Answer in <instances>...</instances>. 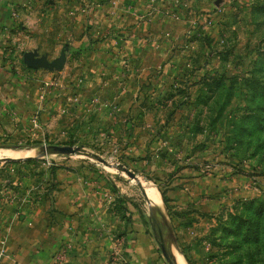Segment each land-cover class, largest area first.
Masks as SVG:
<instances>
[{"label": "rangeland", "instance_id": "obj_1", "mask_svg": "<svg viewBox=\"0 0 264 264\" xmlns=\"http://www.w3.org/2000/svg\"><path fill=\"white\" fill-rule=\"evenodd\" d=\"M23 1L20 31L27 39L17 42L18 55L37 47L52 60L71 45L83 46L86 33L104 31L90 11L101 0ZM179 4L178 20L166 21L179 29L173 70H161L164 78L155 70L159 78L152 82L148 75L150 84L134 88L137 80L125 82L122 72L94 70L82 82L76 70H24L30 75L23 84L0 90L14 116L0 127V148L35 152L0 160L2 194L23 211V204L41 203L58 189L57 169L73 168L80 175L76 187L91 188L87 201L102 206L90 220L92 233L76 234L78 248L63 230L48 264H169L162 241L188 264H264L262 242L246 240L245 224L228 229L251 217L245 202H264V0ZM33 76L45 83H32ZM95 76L104 82L98 85ZM49 145L82 152H44ZM150 184L161 205L149 200ZM1 240L0 262L6 257Z\"/></svg>", "mask_w": 264, "mask_h": 264}, {"label": "crops", "instance_id": "obj_2", "mask_svg": "<svg viewBox=\"0 0 264 264\" xmlns=\"http://www.w3.org/2000/svg\"><path fill=\"white\" fill-rule=\"evenodd\" d=\"M94 3L96 6L90 10L91 15L97 13V21L105 32L100 36L86 33L80 38V43L87 42V49L74 52V49L81 45L74 44L70 46L71 49L61 50L52 60L37 47L28 49L27 52H36L35 58L46 57L48 61L60 64L54 68H33L25 62L27 52L18 55L16 45L20 39L27 36V33L20 31L21 27H25L23 23L27 2L0 0V90L10 85L23 84V76L30 75V72L24 70H76L82 82L86 80V76H89L88 79L93 78L90 72L93 73L94 70L97 75H116L122 72L120 75L125 82L137 80L134 88L147 81L148 75L152 82L159 78L155 76V70L159 73L161 70H173L172 50L175 44L174 36L179 28L168 27L166 21L178 20L175 18V10L182 11L179 0H101L100 3ZM122 11L126 12V16H123ZM156 27H160V30ZM6 43H14L15 49L4 48ZM20 49H23L22 46ZM13 70H23L25 74L20 71L12 72ZM163 72L160 73L161 78H164ZM32 78V83H45V80H37L34 76ZM95 78L97 84L99 80L104 82L98 76ZM150 81H147V84H150ZM91 82L95 85V82ZM53 88H58V83ZM60 88L58 95H61ZM1 100L0 98V122L2 119L4 121L0 123V127H5L14 116L8 112L6 104ZM35 100L39 102V98ZM24 122L27 123L25 120ZM78 176L80 175L73 168L57 169L55 181L58 183V189L54 190L52 195L43 196L41 203L23 204V211L18 210L16 201L11 203L10 196H5L6 193L2 194L3 191L0 190V239L6 242V257H2L1 264H48L49 257L60 250L63 230L74 241V248L80 245L77 244L76 234L92 233L90 220L95 219L96 211L102 206L87 201L86 196L93 195L88 194L91 188L76 187V181L80 179ZM27 198L29 199V196L25 197V201Z\"/></svg>", "mask_w": 264, "mask_h": 264}, {"label": "water", "instance_id": "obj_3", "mask_svg": "<svg viewBox=\"0 0 264 264\" xmlns=\"http://www.w3.org/2000/svg\"><path fill=\"white\" fill-rule=\"evenodd\" d=\"M36 52H27L25 53V62L29 67L37 68V67H45V68H54L59 67V63L57 62H49L46 60V58H35ZM44 152H56L60 154L65 155H71L75 154L77 152H82V149L77 146H70V145H49V146H43L42 147ZM93 156L103 162L104 164H107L108 162L101 158L100 156L93 154ZM27 158H32V156H29ZM27 158H10V157H3L0 158V160L8 161V160H18V159H27ZM124 171H126L130 176L137 178V175L133 172H130L126 167H121ZM161 249L163 252L164 257L166 258L167 262L169 264H177L174 257L170 253V251L165 246L164 242H161Z\"/></svg>", "mask_w": 264, "mask_h": 264}, {"label": "trees", "instance_id": "obj_4", "mask_svg": "<svg viewBox=\"0 0 264 264\" xmlns=\"http://www.w3.org/2000/svg\"><path fill=\"white\" fill-rule=\"evenodd\" d=\"M18 147L19 146H13L11 148ZM8 148L10 147L8 146ZM20 148L22 147L20 146ZM244 205L248 207V210L251 213V217H249L248 220L240 218L239 220H237L238 222L235 227H229L228 229L238 231L239 229L243 228L242 224H245L246 240L249 243L254 244L262 242V245L264 247V202L252 199L248 202H245ZM231 217L233 219H237L235 216L231 215Z\"/></svg>", "mask_w": 264, "mask_h": 264}, {"label": "bare ground", "instance_id": "obj_5", "mask_svg": "<svg viewBox=\"0 0 264 264\" xmlns=\"http://www.w3.org/2000/svg\"><path fill=\"white\" fill-rule=\"evenodd\" d=\"M34 154L35 152L33 149H1L0 148V157L5 156V157H10V158H20V157L25 158L28 156H32ZM146 189L148 192V196L150 198L149 200H151L152 203L156 205H161L162 199H161V196L158 190L155 188V186L150 184L148 185ZM174 259L177 264H188L183 254L179 252L177 249L175 250V253H174Z\"/></svg>", "mask_w": 264, "mask_h": 264}, {"label": "built area", "instance_id": "obj_6", "mask_svg": "<svg viewBox=\"0 0 264 264\" xmlns=\"http://www.w3.org/2000/svg\"><path fill=\"white\" fill-rule=\"evenodd\" d=\"M87 10H83V12H86Z\"/></svg>", "mask_w": 264, "mask_h": 264}]
</instances>
